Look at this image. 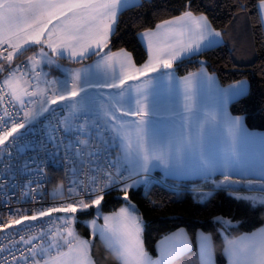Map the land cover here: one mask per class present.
<instances>
[{"label": "snow or ice", "instance_id": "obj_1", "mask_svg": "<svg viewBox=\"0 0 264 264\" xmlns=\"http://www.w3.org/2000/svg\"><path fill=\"white\" fill-rule=\"evenodd\" d=\"M129 6H137L136 0H0V73L7 72L3 81H0V105L7 100L8 105L3 108L5 113H8V106L15 108L16 104H19L24 112L23 122L17 121L15 115L9 113L12 116L11 129H0V161L5 155L11 159L12 148L22 143L23 134L13 137V133L24 129L26 125L35 126L45 113H49L48 123L44 125V135L47 139L46 142L41 141V145L45 149L51 146L56 150L53 151V156L57 154L61 146L65 148L66 153L71 150L80 155L86 150L88 156H98L103 144L107 142L104 137L105 132L115 134L113 139L119 140L120 149L114 160L108 161L105 167L99 169L102 179L96 176L91 178V188L86 189L87 200L79 199L75 204L69 203L61 207L40 209L31 216L25 215L20 219H10L9 225L19 224L22 220H36L54 212L75 213L78 209L86 210L93 205L98 207L104 199L105 190L121 184L123 185L120 189L124 194L123 198L128 200V190L142 182L137 177L147 174L151 166H154V161L175 175L183 174L189 166L201 171H209L213 167V161L206 150V137L215 126L216 116L208 113L202 121L193 124V117L188 115L195 108V98L190 92L191 76L183 81L185 86L184 114L177 113L180 124L167 135L161 136L147 127L148 121L144 117L149 114L146 103L148 97L147 93L142 92L140 95L143 99H137L136 111L131 113L141 117L136 124L135 140L133 141L131 134L127 131L124 121H121L115 114L116 111H121L125 116L130 113L118 107V100L110 98L104 111V132L98 130L97 140L93 142L84 138L88 135L86 130L89 129V123L87 119L79 121V115L83 111L79 101L65 106L73 114L74 119L72 120L66 115L57 117V112L61 110L50 107L61 101L75 100L82 92H86L85 84L80 83L82 75L80 71L71 73L70 89L65 85L63 91L48 94L47 87L44 89L39 87V73L35 65L40 61L35 57L29 58L32 63L31 68L27 65L24 68L11 67L14 57L25 45L29 44L46 45L52 53L61 58L65 51L73 59H83L89 55L100 56L113 33V25L118 12ZM259 8L264 12V0H260ZM144 36L148 40V61L141 67H137L127 52L104 53L97 67L103 65L105 69H108L118 62L121 74L118 78L113 75L111 83L96 86L123 88L129 80H137L149 73L161 72L162 69L171 70L174 62L181 57L198 54L218 44L220 41L211 39V37H220L221 33L211 28L206 16L197 17L191 11H185L181 16L157 25V31L145 32ZM39 55L45 57L48 54L41 48ZM52 62L48 60V63ZM165 74L171 79L170 72ZM196 75H204L203 70ZM207 79L211 81L212 78ZM33 80H36V83H33ZM243 94L242 88L231 93L233 97ZM123 95L124 92L117 94V96ZM37 96H46V99L39 101V108H33L30 105L35 102L26 100L25 97ZM226 127L230 143L223 151L222 163L228 166L239 158L236 150V141L241 132L239 119L227 121ZM72 133H75L76 144L84 145L83 149L76 147L75 144L64 143L63 134ZM9 137L13 139L6 144ZM65 158L67 159V155ZM30 162L35 164L36 158L29 157L24 161V167H29ZM36 167L37 171L42 170L40 165L37 164ZM225 179L227 180V177ZM69 190L73 191V189ZM208 195L210 193H203L201 199ZM238 198L247 199L253 204L257 201L264 204V196ZM113 219L114 222H112ZM65 220L67 222L68 218ZM104 221V225L98 229L99 236L119 254L121 264H169V252L174 249L181 252L184 250L183 243L169 245L161 249L159 259L153 260L144 251L139 219L133 216L127 208H121L115 218L104 217ZM224 223L230 224V221H224ZM91 224L95 233L97 231L96 222L93 220ZM66 231L67 236H74L71 229H66ZM35 239L37 237H30L25 243L32 244ZM52 239L55 238L52 237ZM208 239L202 237L201 260L203 264H212V258L207 255ZM224 239L227 241L226 235ZM245 240L251 242V247L242 256L239 255L238 250L233 248L235 242L228 241L225 253L229 264H233L234 260L236 264H256L258 260L260 264H264V230L259 235L254 234L251 237L241 238V242ZM64 243L68 246V252L58 251L57 255L46 259L44 264H94L89 254L87 240L79 241L81 251L76 256L71 253L77 245L66 238ZM37 247L39 246H33L31 249L34 257L37 255ZM50 247H58V245L53 243ZM34 264H39V261H35Z\"/></svg>", "mask_w": 264, "mask_h": 264}, {"label": "crops", "instance_id": "obj_2", "mask_svg": "<svg viewBox=\"0 0 264 264\" xmlns=\"http://www.w3.org/2000/svg\"><path fill=\"white\" fill-rule=\"evenodd\" d=\"M142 0H136V4L140 3ZM131 7V6H129ZM128 8V7H127ZM126 9V8H124ZM123 9V10H124ZM121 10L117 14L116 22L113 25V33L116 30L117 22L119 19ZM263 25H264V12L260 10ZM194 16H201V14H194ZM181 16V15H179ZM177 16V17H179ZM206 16V15H203ZM168 20H172L174 18ZM207 17V16H206ZM208 19V17H207ZM166 20V21H168ZM165 22V21H164ZM164 22H161L158 25H162ZM211 28L220 32V37H211V39L219 40L220 42L216 45H221L224 43H229L234 52L237 60L239 61H250L253 56V45L251 42V38L247 35L249 32L246 30V25L244 26H234L226 33L217 30L214 28L210 20L208 19ZM55 23V21H54ZM51 27V25L49 26ZM157 31V26L153 29L143 31L140 34V39L142 40L147 52H148V40L145 38V32H155ZM111 34L109 41L113 35ZM207 43V41H205ZM109 44V42H108ZM214 45V46H216ZM38 46L39 50L37 53L30 57H35L40 61L41 66L35 65L37 73H39V87L44 89L47 87L48 94L52 92H60L63 91L65 85L67 88H71V73L80 71L81 72V84H85L86 92H82L79 96L82 101L79 103L82 105L83 109H92L99 113L101 116H94L89 114L91 117L100 118L104 120V111L107 108L108 102L110 98H115L119 101L118 107L123 111L129 112V115H122L121 111H116V116L124 121L125 127L127 131L131 134L133 141L135 140V129L136 124L139 122L141 117L132 115L131 113L136 111L137 108V99H143V96L140 93H147V101L148 104V112L149 114L144 117L146 121H148L147 127L161 136L167 135L174 127H178L180 124V118L177 113L183 115L184 114V103H185V86L183 81L186 77H192V84L190 86V92L195 98V108L194 111L188 113L193 117V124L198 121H202L206 114L213 113L216 116L215 126L207 133L206 137V150L213 161V167L209 171H201L197 168L189 166L186 171L181 175L172 174L168 169H165L163 166L159 165L158 162H153L154 166H151V170L147 174H141L137 177L138 180H145L148 183V188L153 183H160L166 186H169L177 191H181L184 188L170 186L168 181L173 182H181V181H200L199 184H195L193 187L187 188V190L194 193L200 199L203 193H212L217 190H226L238 197H261L264 196V130H256L251 129L246 121L244 115L234 114L231 110V105L234 101L240 99L249 93L251 84L248 79H241L239 81L233 82L228 85H223L217 74L211 72L207 67L203 66L200 69L186 73L180 74L176 71L174 65L182 61L186 58H190L194 55H185L180 59L174 62L173 68L171 70H161L158 73H149L147 76H142L137 80H129L123 88H109V87H99L96 85H102L104 83H111L113 75L117 78L121 74V67L118 62L114 63L113 67L105 69L103 65L101 67H97L98 61H100L101 56L104 53H120L121 51L127 52L132 59V62L137 66L141 67L142 65H138L134 59V56L131 52L127 50H118V51H108V45L104 49V52L98 55H89L83 59L79 58H70L68 52L63 53L64 59L70 61L66 62L61 60V56L52 53L46 45H34L29 44L25 45L24 49ZM43 48V51L48 55L45 57H41L40 51ZM208 49V48H206ZM21 50V51H22ZM205 50V49H204ZM21 53V52H20ZM18 53L17 55H19ZM94 57L90 61H86L90 57ZM22 61L14 62L15 58L11 62L13 63H21L27 65L29 68L32 67V63L29 62V58ZM53 61L52 63H48V60ZM115 59V58H114ZM149 59V54H148ZM80 64H74L71 62H81ZM148 61V60H147ZM146 61V62H147ZM145 62V63H146ZM144 63V64H145ZM203 70L204 75H196L201 73ZM166 72H170L171 79L168 78ZM211 77V81L207 78ZM150 81V83H149ZM243 89V95L239 97H233L231 93L236 91L237 89ZM124 92L123 96H117L118 93ZM90 100V103L84 102L83 99ZM46 99V96H37L33 100L35 103L31 104L33 108H39V101ZM69 104V101H61L57 105L58 107L66 106ZM20 106V105H19ZM56 109V108H53ZM67 109H69L67 107ZM82 116V115H79ZM70 120L72 118L68 117ZM239 119L241 132L236 141V150L239 153V158L234 163L225 166L222 163V156L225 147L230 143V138L228 136V129L226 127V122ZM115 134L110 132L108 137V142L111 144L112 151L114 149V158L116 154L120 151L119 149V140L113 139ZM227 177V180L225 179ZM122 188V187H121ZM209 195L203 199L206 200ZM253 203V202H252ZM255 205H264L259 203V201L255 202ZM121 208H127L128 211L135 217L139 219L140 226L142 228L141 232V240L143 243L144 251L151 257L153 260H157L160 258V251L162 248H166L169 245H175L178 243H183L184 250L181 252L179 250H172L169 252V264L176 261L178 258L184 256L187 253H190L193 249V241L192 238L185 228H179L161 238L157 244L158 253L156 256H152L148 250L146 249L144 242V227L145 223L140 214L138 207L135 203L128 201L117 210L105 213L101 218L102 226L104 225V217H112L115 218L116 215L120 212ZM114 222V219L113 221ZM74 229V228H73ZM264 230V225L260 228L240 234L235 237L227 236L226 248L228 247V241H234L235 244L233 248L238 250L239 255H244L248 249L251 247L250 241L241 242V238L245 236H253L259 235V233ZM75 232V229H74ZM182 234V235H178ZM76 235V234H74ZM97 235L99 236V232L97 230ZM100 237V236H99ZM202 237H207L208 239V249L207 255L212 258V264H217L214 240L211 234L205 231H199L197 233V254L199 258V264H203L201 260V242ZM68 240L70 239L67 237ZM79 243V242H78ZM105 243V242H104ZM106 244V243H105ZM77 245V244H76ZM106 246L116 255V257L120 261V256L117 252L113 251L107 244ZM225 248V249H226ZM81 249L79 244L77 247L73 248L72 255H79ZM68 252V249L65 253ZM89 254L94 262V264H98L91 252V245L89 244ZM259 254V250H258ZM121 262V261H120ZM227 264H229V260L227 257ZM233 264H236L235 260ZM256 264H260L258 260Z\"/></svg>", "mask_w": 264, "mask_h": 264}, {"label": "trees", "instance_id": "obj_3", "mask_svg": "<svg viewBox=\"0 0 264 264\" xmlns=\"http://www.w3.org/2000/svg\"><path fill=\"white\" fill-rule=\"evenodd\" d=\"M259 4L260 0H142L137 6L128 7L120 13L107 50H127L133 54L136 63L142 65L148 60V52L140 34L185 11L206 15L214 28L224 33L236 25L241 28L240 24L244 26L247 21V35L253 45L250 61L237 60L232 46L224 43L179 61L174 67L178 73L186 74L205 66L218 75L223 85L248 79L251 84L249 93L234 101L231 110L234 114L244 115L251 129L264 130V25ZM38 50V46L26 48L16 56L14 62L25 60ZM3 75L0 73V77ZM168 182L170 186L184 189L177 191L164 184L153 183L149 189L141 185L128 191V200L136 204L144 220V242L152 256L157 255V244L161 238L179 228H185L192 238L193 249L171 264H199V231L212 235L217 264H227L224 236L235 237L264 225V205H255L226 190L214 191L202 201L187 190L200 181ZM120 189L104 195L101 206L103 212L115 211L128 202ZM78 215L77 229L83 236L93 239L91 252L95 261L98 264H121L104 241L93 234L86 222L96 217V208ZM224 221H230V224Z\"/></svg>", "mask_w": 264, "mask_h": 264}, {"label": "built area", "instance_id": "obj_4", "mask_svg": "<svg viewBox=\"0 0 264 264\" xmlns=\"http://www.w3.org/2000/svg\"><path fill=\"white\" fill-rule=\"evenodd\" d=\"M17 66L24 68L21 63L13 68ZM0 81H3V78H0ZM32 82L36 83V80ZM7 105V100L0 105V129L10 130L12 116L9 113L14 114L17 121L23 122L24 112L16 104L15 108L8 106V113H5L3 108ZM61 115L65 114L58 111L57 117ZM48 116L49 113L41 117L35 126L26 125L24 129L13 133V137L23 134L22 143L12 148L11 159L5 155L0 161V264H34L37 260L39 264H44L46 259L57 255L58 251L65 252L68 248L64 243V239H68L66 229L75 228L74 213L54 212L36 220H22L17 225H9L8 221L20 219L25 215L31 216L40 209L75 204L79 199L87 200L86 189L91 188V178L96 176L102 179L99 169L105 167L108 161L114 160L108 143L110 132L104 133L107 142L103 144L98 156L90 157L86 150L80 155L71 150L66 153L63 146L53 156L52 153L56 150L51 146L45 149L41 145V141L46 142L47 139L44 135V125L48 123ZM84 119L89 123V129L86 130L88 135L84 138L96 142L97 131L104 132V120L87 115L79 116L80 122ZM13 137H9L6 144L10 143ZM63 139L65 144L84 148V145L76 144L75 133L63 134ZM29 157H35L36 163L30 162V166L25 168L24 161ZM37 164L42 168L41 171H37ZM122 186L121 184L106 189L105 194ZM65 218H68L67 222ZM30 237L37 239L33 240L32 244L25 243ZM69 241L75 245L79 238L74 235ZM53 243L58 247H50ZM37 245L39 247L34 257L31 249Z\"/></svg>", "mask_w": 264, "mask_h": 264}, {"label": "rangeland", "instance_id": "obj_5", "mask_svg": "<svg viewBox=\"0 0 264 264\" xmlns=\"http://www.w3.org/2000/svg\"><path fill=\"white\" fill-rule=\"evenodd\" d=\"M245 25H246V27H247V21L245 22ZM29 62H30V60H29ZM5 66H6V64H5ZM37 66H41L40 65V63L37 65ZM35 97H25V99L26 100H33ZM82 98V97H81ZM80 97H77V98H75V100H72V101H69V104H71V103H74V102H77V101H82V99H81ZM83 101L84 102H87V103H90V105H92V102L90 101V100H87V99H83ZM68 104V105H69ZM19 105V104H18ZM51 108H56V109H60L61 111L60 112H62V113H64L66 116H68V117H70V118H72V117H74L73 116V114L71 113V111H70V109H67V107H65V106H62V107H58L57 105H51L50 106ZM89 114V115H94V116H101V115H99V113H96V111H93L92 109H90V108H88L87 110L86 109H83V111L80 113V115H84V114ZM47 113H45L43 116H45ZM42 116V117H43ZM41 118V117H40ZM116 158V157H115ZM140 181H142L140 184H138V185H135V186H133L132 188H137V187H139V186H141V185H146V186H148V183L145 181V180H140ZM132 188H130V189H132ZM129 189V190H130ZM128 190V191H129ZM129 198V197H128ZM103 201V200H102ZM102 201H101V204L97 207V206H95V205H93L92 207H90V208H88V209H86V210H80V209H78L75 213H74V215H73V219H74V222H75V232H74V229L72 230L73 232H74V234H76L75 236H77L78 238H79V241L80 240H87L88 241V243L91 245V247H92V240L90 239V238H88V237H86V236H83L80 232H79V230L77 229V221H78V217H79V213L80 212H84V211H89V210H91L93 207L94 208H96V217L95 218H92V219H87L86 220V222H87V224L90 226V228L92 229V232H93V228H92V224H91V222L94 220L95 222H96V229L98 230L100 227H102V223H101V218H102V216L105 214V212H103L102 211V208H101V206H102ZM129 201V200H128ZM15 225H17V224H15ZM93 234L94 235H97V231L94 233L93 232ZM69 237V236H68ZM72 237V236H71ZM71 237H69V238H71ZM79 243H77V245H78Z\"/></svg>", "mask_w": 264, "mask_h": 264}, {"label": "bare ground", "instance_id": "obj_6", "mask_svg": "<svg viewBox=\"0 0 264 264\" xmlns=\"http://www.w3.org/2000/svg\"><path fill=\"white\" fill-rule=\"evenodd\" d=\"M137 188H138V187H137ZM149 188H150V187H149ZM149 188H148V189H149Z\"/></svg>", "mask_w": 264, "mask_h": 264}, {"label": "water", "instance_id": "obj_7", "mask_svg": "<svg viewBox=\"0 0 264 264\" xmlns=\"http://www.w3.org/2000/svg\"><path fill=\"white\" fill-rule=\"evenodd\" d=\"M219 218V217H218Z\"/></svg>", "mask_w": 264, "mask_h": 264}]
</instances>
